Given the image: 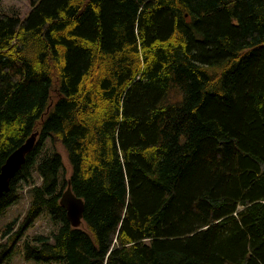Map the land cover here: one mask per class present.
Masks as SVG:
<instances>
[{"label":"trees","instance_id":"16d2710c","mask_svg":"<svg viewBox=\"0 0 264 264\" xmlns=\"http://www.w3.org/2000/svg\"><path fill=\"white\" fill-rule=\"evenodd\" d=\"M30 5L0 11V165L38 130L0 197L1 216L29 185L0 264L43 211L60 224L24 238L27 260L264 264V0ZM46 139L67 177L55 149L38 158ZM68 180L78 227L59 203Z\"/></svg>","mask_w":264,"mask_h":264},{"label":"rangeland","instance_id":"374dc122","mask_svg":"<svg viewBox=\"0 0 264 264\" xmlns=\"http://www.w3.org/2000/svg\"><path fill=\"white\" fill-rule=\"evenodd\" d=\"M30 8V0H1L0 2L1 12L18 15L20 17H24L30 10ZM51 149H55L56 151H58L62 158L63 168L60 171V177H67L70 173V164L68 161L67 152L61 142L58 141L53 143L52 141H50V139H46L38 158L40 159L45 156V154ZM32 179L35 183H40L41 181L40 177L35 171H32ZM18 187V199L11 203L8 207H6V209L0 216V230H2L9 221L13 220L16 217L21 220L26 213L27 207L30 202V188L29 185L24 183L23 181L18 182ZM59 224L60 222L58 220L52 219L47 211H43L40 215L37 216L30 227L25 231L24 235L12 244V248L10 250L11 254L6 261V264H61L59 262H41L27 260L24 258L22 252L24 238H28L31 235L37 233H44L51 238L52 233L57 230ZM10 241L11 240L7 236L0 237V243L2 245H5V243L8 244Z\"/></svg>","mask_w":264,"mask_h":264},{"label":"water","instance_id":"95a60500","mask_svg":"<svg viewBox=\"0 0 264 264\" xmlns=\"http://www.w3.org/2000/svg\"><path fill=\"white\" fill-rule=\"evenodd\" d=\"M38 130L32 131L25 140L14 148L0 165V197L10 188V181L25 161L26 154L35 144ZM59 203L65 209V215L69 223L78 227L83 222V198L76 195L68 180L65 188L61 191Z\"/></svg>","mask_w":264,"mask_h":264}]
</instances>
